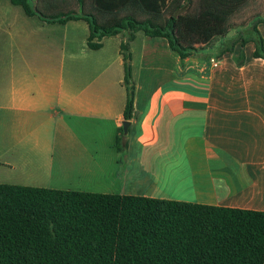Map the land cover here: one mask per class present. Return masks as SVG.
Wrapping results in <instances>:
<instances>
[{"label": "crops", "instance_id": "1", "mask_svg": "<svg viewBox=\"0 0 264 264\" xmlns=\"http://www.w3.org/2000/svg\"><path fill=\"white\" fill-rule=\"evenodd\" d=\"M254 18L182 60L123 32L88 47L85 21L48 24L0 0V184L264 212V58ZM214 62L217 66H214Z\"/></svg>", "mask_w": 264, "mask_h": 264}, {"label": "trees", "instance_id": "2", "mask_svg": "<svg viewBox=\"0 0 264 264\" xmlns=\"http://www.w3.org/2000/svg\"><path fill=\"white\" fill-rule=\"evenodd\" d=\"M250 1L199 0L188 12L193 0H11L48 24L85 21L94 51L104 38L129 34L121 44L126 121L134 113L136 33L166 39L184 60L226 36ZM255 33L254 55L264 58ZM0 264H264V212L0 184Z\"/></svg>", "mask_w": 264, "mask_h": 264}, {"label": "rangeland", "instance_id": "3", "mask_svg": "<svg viewBox=\"0 0 264 264\" xmlns=\"http://www.w3.org/2000/svg\"><path fill=\"white\" fill-rule=\"evenodd\" d=\"M198 2L199 0H193L194 5H191L189 8H187L188 12L196 11ZM256 16H261L264 19V0L250 1L247 6L233 18L232 27L246 25Z\"/></svg>", "mask_w": 264, "mask_h": 264}, {"label": "water", "instance_id": "4", "mask_svg": "<svg viewBox=\"0 0 264 264\" xmlns=\"http://www.w3.org/2000/svg\"><path fill=\"white\" fill-rule=\"evenodd\" d=\"M130 128V122L129 121H125L123 123V130H124V133L127 134L128 133V130Z\"/></svg>", "mask_w": 264, "mask_h": 264}, {"label": "built area", "instance_id": "5", "mask_svg": "<svg viewBox=\"0 0 264 264\" xmlns=\"http://www.w3.org/2000/svg\"><path fill=\"white\" fill-rule=\"evenodd\" d=\"M214 66H217V63L216 62H214Z\"/></svg>", "mask_w": 264, "mask_h": 264}]
</instances>
